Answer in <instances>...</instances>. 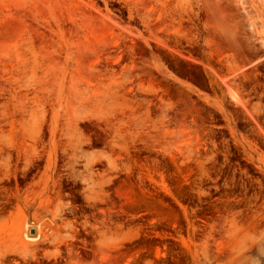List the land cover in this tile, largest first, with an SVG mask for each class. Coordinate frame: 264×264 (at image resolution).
<instances>
[{"label":"rangeland","instance_id":"1","mask_svg":"<svg viewBox=\"0 0 264 264\" xmlns=\"http://www.w3.org/2000/svg\"><path fill=\"white\" fill-rule=\"evenodd\" d=\"M0 264H264V0H0Z\"/></svg>","mask_w":264,"mask_h":264}]
</instances>
